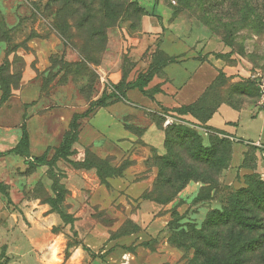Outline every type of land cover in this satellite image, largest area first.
Segmentation results:
<instances>
[{
    "label": "rangeland",
    "instance_id": "obj_1",
    "mask_svg": "<svg viewBox=\"0 0 264 264\" xmlns=\"http://www.w3.org/2000/svg\"><path fill=\"white\" fill-rule=\"evenodd\" d=\"M145 17L157 19L161 38L139 52L150 38L142 27ZM164 35L173 54L159 47ZM212 39L223 44L216 53L221 69L205 91L204 105L213 108L228 103L259 109L256 82L264 76L262 0H0V96L2 79L8 78L10 84L9 97L0 101V152L15 144L22 124L32 139L33 153H41L46 146L51 152L74 121L79 134L71 144L74 153L88 151L92 162L100 164L82 178L83 188L76 197L63 189L66 193L58 204V210L66 214L62 221L50 210L51 203L59 202L51 183L54 177L74 188L77 180L65 173V168L71 169L68 162L60 160L49 176L45 167H30L17 156H0V264H65L76 250L82 252V264H86L103 255L102 249L123 245L118 238L143 227V238L148 239L143 248L156 251L158 257L168 255L159 264H194V249L177 234L179 229L186 235L188 227L167 224L175 209L180 216L191 209L196 212L189 213L188 221L199 227L207 211L218 208L219 196L206 206H194L190 203L201 184L190 182L173 200L156 202L154 209L148 200L135 197V188L115 193L102 181L125 172L122 177L128 186L149 182L144 195H151L159 174L158 160L166 154V131L180 121L193 123L190 128L200 136L189 139L197 154L204 155L203 148L217 150L215 143L209 145V133L199 121L179 114L181 106L165 105L169 102L158 84L145 92L129 86L139 72L137 59L144 70L152 67L149 72L155 76L175 78L178 74L181 84L183 74L175 63L190 48L188 54L194 55L198 65L205 57L202 47ZM116 70L119 76L113 79L110 74ZM108 107L123 116L124 128L135 139L132 144H139L127 145L120 158L104 138L82 147L83 130L88 124H101ZM151 125L159 130L161 141L148 151L140 137ZM230 141L232 157L238 155L234 146L242 143L233 137ZM246 146L242 161L248 146L254 147ZM262 152L263 147L255 146L246 155L249 169L238 170L242 161L229 166L221 181L239 186L243 174L252 172L264 179V165L257 168V154ZM144 156L148 159L143 160ZM85 181L88 187L103 189H95L99 198L94 202Z\"/></svg>",
    "mask_w": 264,
    "mask_h": 264
},
{
    "label": "trees",
    "instance_id": "obj_2",
    "mask_svg": "<svg viewBox=\"0 0 264 264\" xmlns=\"http://www.w3.org/2000/svg\"><path fill=\"white\" fill-rule=\"evenodd\" d=\"M163 65L165 62H162L160 66L163 67ZM152 69L151 67L138 72L135 80L129 84L130 88L145 92L147 90L145 87L154 76L149 72ZM7 79L4 78L1 81V102L9 97L10 84ZM205 91L195 102L181 105L178 113L191 115L199 121L209 133V145L215 143L217 150L203 148L204 155L197 154L189 140L192 137L200 138L190 128L193 123L180 121L179 125H173L166 131V154L158 160L159 174L154 181L152 194L145 196L143 193L142 197L145 200L165 204L173 200L188 183H200V190L190 204L195 206L202 203L206 206L214 198L217 199L216 196H219L218 208L209 209L203 221L198 222L199 227L195 226V221H188L189 213L196 212L191 209L181 216L175 209L173 219L167 224L168 226L175 224V227L179 228L180 223L188 227L186 235L179 229L177 234L181 236L182 242L194 249V264H264V179L258 173L252 172L243 174V181L239 186L221 181L222 173L230 166L231 136L221 129L206 124L219 105L213 108L206 107L204 105ZM78 135L75 123L71 121L68 130L63 133L59 145L53 149L50 157L47 156V151L38 156H31L29 133L26 126L22 124L18 141L6 153L25 158L28 165L33 168L46 166L49 176H51L50 170L56 169V163L60 159L67 161L76 169L93 168L96 170L100 164L96 161L92 162L88 151L81 161L70 159L74 153L71 144L78 140ZM168 141L171 142L170 145ZM253 148L255 146H248L246 155ZM246 155L238 170L249 169L246 165ZM107 178L110 176H105L103 184H108ZM0 186H2L1 183ZM63 189L65 191L64 184L53 177L51 191L56 192L54 198L58 197L59 202L51 203L50 210L58 213L62 221L66 214L58 210V204L64 199L63 195L66 192L63 193ZM4 195L7 201L11 202L5 191ZM178 247H181V243Z\"/></svg>",
    "mask_w": 264,
    "mask_h": 264
},
{
    "label": "crops",
    "instance_id": "obj_3",
    "mask_svg": "<svg viewBox=\"0 0 264 264\" xmlns=\"http://www.w3.org/2000/svg\"><path fill=\"white\" fill-rule=\"evenodd\" d=\"M146 11H151V9H146ZM142 27L145 31L150 33V38L146 39L144 41V44L140 46L139 52H142V49L147 48L149 45H152L153 42L156 41L155 38H161L160 27L156 18L145 17L142 20ZM158 44L159 47L164 50L165 54H173L171 51L173 49L170 45H168V39L165 35L161 40L158 41ZM222 49V43L218 42L216 39L209 40L202 47V54L205 57L198 62V65H195L196 61L194 60V55H191V53L188 54V52H190V48H188L186 52H183L184 56L180 58V61L178 63H175L177 68L180 69L181 73L183 74V80L181 84H179L180 77L178 74L175 78H167L154 75L145 89L158 84L161 93L167 98V101L169 102L165 103V105L167 106L170 103L174 106H181L195 102L217 76L218 70L221 69V60L216 56V53L218 51H222ZM138 60L139 59L136 60V69H138L139 72H142L144 71L145 67L143 62ZM171 65H173V63L167 64L163 69H166ZM118 76L119 73L117 72V70L114 71V73L110 74V77L113 79H117ZM111 108L112 107H108L107 110L109 111L111 110ZM105 114L106 117H104V120L101 124L99 123L96 125L97 128L95 127V124L92 123L90 125L88 124L87 127L83 130L82 134H84V136L86 137V141L81 137L82 147H88L92 142L96 141L97 138H104L107 139L109 145L113 147L111 150L114 151V153L118 156L117 158H120L119 156L123 154V151H125L127 145L135 146L139 144H132V142L134 143L133 140L135 139L124 128L122 122L123 116L116 115L115 113H112V111H109L108 113L105 112ZM206 124L208 126L223 130L231 137L242 143L234 146L236 147V150L238 149V155H235L234 153L232 154V157L230 159V167L238 166L240 164L243 156L242 153L247 150L246 143L264 148V110L246 105L234 107L228 103H222L216 108L214 113L207 120ZM159 136V130L151 125L150 128L140 137L141 140H143L146 144L144 148L149 151L151 146H156V144L161 141V137ZM61 139L62 135L58 144L51 147V150L59 145ZM13 146H11L9 149H11ZM47 148L48 146H46L44 150L39 154L33 153V142L30 137L31 156H38L47 151V156L50 157L53 154V151L50 152ZM9 149L0 152V156H17L24 161L26 160L25 158L18 155L6 153ZM82 152L83 153H73V155L70 157L71 160H83L84 150ZM257 158V168L262 167L264 165V152H262V155L257 154ZM142 159L147 160L148 156H144L142 157ZM60 160H58L57 163ZM234 160L236 161L233 162ZM44 167L47 168L46 166H37L36 168L38 169ZM70 167L71 169L65 168V173L68 178L74 177L77 182L76 184H74V188L72 189L70 187H67L66 185L64 187L66 190L69 189L70 191H72V194L70 196L76 197L78 195V192L82 191L83 187L81 186V182L85 177H89L94 169H76L71 165ZM156 172L157 169L154 170V177L157 174ZM124 173L125 172H122L121 175L107 178L108 183L113 188V191L117 193L118 191H121L125 188L127 191L135 188L137 191L135 197L140 200H145L142 195L147 189L149 182L135 183L133 187H130L128 186L127 182H124L125 179L122 177ZM153 179L154 178H152L151 180ZM83 184L87 186L86 190H90L89 197L91 202H94V199L99 198V195H96L94 191L96 189L97 192H101L103 190L101 186L97 188L88 187L89 185L86 184V181L83 182ZM148 201L150 202V205L154 207V209L158 208V204L156 202L150 200ZM151 220L152 219H150V221ZM143 232L144 227L143 229L138 228V230L135 232L123 235L121 238H118V243L123 244L121 245L123 248L119 245V247L112 246L102 249L101 253L103 255L90 258L86 264H159L162 261H165V259L163 258L168 255L158 257L156 251L143 248L144 246L142 245V243L144 242V240H148L143 238V234L146 231L144 233ZM156 233H158V231ZM144 236L146 235L144 234ZM81 257L82 252L76 250L74 252V255L71 256L65 264H82Z\"/></svg>",
    "mask_w": 264,
    "mask_h": 264
},
{
    "label": "built area",
    "instance_id": "obj_4",
    "mask_svg": "<svg viewBox=\"0 0 264 264\" xmlns=\"http://www.w3.org/2000/svg\"><path fill=\"white\" fill-rule=\"evenodd\" d=\"M256 86L259 91L258 108L264 110V76L257 79Z\"/></svg>",
    "mask_w": 264,
    "mask_h": 264
}]
</instances>
